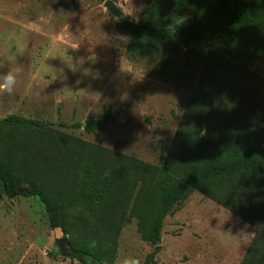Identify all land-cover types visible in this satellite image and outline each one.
I'll return each mask as SVG.
<instances>
[{
  "label": "trees",
  "instance_id": "obj_1",
  "mask_svg": "<svg viewBox=\"0 0 264 264\" xmlns=\"http://www.w3.org/2000/svg\"><path fill=\"white\" fill-rule=\"evenodd\" d=\"M150 0L140 19L118 17L130 34L133 59H146L151 75L191 86L175 143L187 157L176 162L161 146V163H147L77 138L67 154L82 162L69 192L26 166L9 137L51 134L54 123L10 114L0 119V188L9 198L36 196L49 226L59 228L81 264H115L113 253L134 196L138 230L153 246L143 264H158L165 218L174 206L202 191L260 229L242 264H264V78L251 60L264 57V0ZM102 116L61 127L96 133L115 125ZM12 144V145H10ZM28 180L30 187L24 188ZM119 226V227H118Z\"/></svg>",
  "mask_w": 264,
  "mask_h": 264
},
{
  "label": "rangeland",
  "instance_id": "obj_2",
  "mask_svg": "<svg viewBox=\"0 0 264 264\" xmlns=\"http://www.w3.org/2000/svg\"><path fill=\"white\" fill-rule=\"evenodd\" d=\"M105 1L0 0V76L13 70L17 78L11 95L0 92V119L19 114L54 123L51 134L17 133L9 141L24 153L26 166L66 192L82 162L67 154L65 142L73 137L155 165L161 146L166 154L178 149V163L188 154L175 136L191 86L169 84L151 75L146 59H133L130 34ZM112 1L138 21L150 0ZM251 69L264 78V57L251 60ZM106 108L117 122L104 130L59 126L100 117ZM22 184L30 187L28 180ZM133 194L125 206L131 216L118 230L115 264L130 256L143 264L153 250L138 230L137 188ZM259 234L258 226L195 191L165 218L158 264H242ZM64 236L49 226L38 197L9 198L0 188V264H81L61 254Z\"/></svg>",
  "mask_w": 264,
  "mask_h": 264
},
{
  "label": "clouds",
  "instance_id": "obj_3",
  "mask_svg": "<svg viewBox=\"0 0 264 264\" xmlns=\"http://www.w3.org/2000/svg\"><path fill=\"white\" fill-rule=\"evenodd\" d=\"M17 83L16 74L13 70L8 71L0 76V92L12 94L13 88ZM119 264H140V259L135 256L123 258Z\"/></svg>",
  "mask_w": 264,
  "mask_h": 264
},
{
  "label": "water",
  "instance_id": "obj_4",
  "mask_svg": "<svg viewBox=\"0 0 264 264\" xmlns=\"http://www.w3.org/2000/svg\"><path fill=\"white\" fill-rule=\"evenodd\" d=\"M105 6L111 11L113 14L117 15L118 17L123 16L122 10L117 6V4L112 0H106ZM58 245L60 247V252L62 255H74L77 252L73 249L71 244L68 241V237L64 236L58 240Z\"/></svg>",
  "mask_w": 264,
  "mask_h": 264
}]
</instances>
